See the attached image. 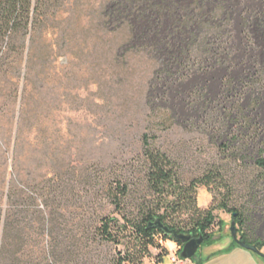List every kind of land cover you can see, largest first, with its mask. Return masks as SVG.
<instances>
[{
    "label": "rangeland",
    "instance_id": "obj_1",
    "mask_svg": "<svg viewBox=\"0 0 264 264\" xmlns=\"http://www.w3.org/2000/svg\"><path fill=\"white\" fill-rule=\"evenodd\" d=\"M103 2L60 1L33 32L29 54H12L6 71L0 72V206H5V192L14 185L17 215L22 200L33 199L28 231L37 239L47 235L48 248L61 251L60 264H115L123 244L94 238L93 230L101 217L122 222L110 198L115 183L128 185L123 205L130 217L141 204L151 203L140 141L150 132L156 135L152 143L176 161L185 181L213 164L222 165L235 182L228 183L233 189L230 204L247 209L251 237H264V183H249L250 167L240 172L232 163L225 165L218 148L223 134L210 133L209 124L204 128L199 117L204 107L222 109L227 71L218 68L153 83L144 54L115 56L118 43L97 25ZM237 33L236 42L241 38ZM258 111L264 117L262 103ZM226 190L215 184L195 190L196 205L203 211L213 208L215 222L220 219L222 225L216 231L215 224L218 240L200 245L189 259L193 262L224 257L231 246V214L214 208ZM41 214L48 219L45 229L37 224ZM161 245L167 253L160 261V250L149 247L141 264L188 261L178 254L175 241Z\"/></svg>",
    "mask_w": 264,
    "mask_h": 264
},
{
    "label": "trees",
    "instance_id": "obj_2",
    "mask_svg": "<svg viewBox=\"0 0 264 264\" xmlns=\"http://www.w3.org/2000/svg\"><path fill=\"white\" fill-rule=\"evenodd\" d=\"M60 1L0 0V72L6 71L12 54H29L27 43L33 32ZM97 25L118 43L116 57L126 58L128 53L147 57L153 83L224 68L226 105L218 112L212 111V106L204 107L201 125L209 124L210 133L223 134L218 148L225 165L232 163L240 172L250 167L253 177L249 183H264V117L258 111L259 104L264 105V0H105ZM236 33L241 35L237 42ZM155 138L150 132L140 138L151 203L147 207L141 204L138 213L130 217L123 205L128 185L115 183L110 198L122 222L113 216L101 217L93 230L94 238L123 244L115 264H141L149 247L160 250L161 260L167 253L161 242L172 237L150 226L156 220L177 233L201 236V246L214 244L218 238L213 227L216 224L220 231L222 222H215L213 208L203 211L196 205L195 190L201 184L227 189L214 208L231 214L241 241L263 248L264 237H251L247 209L230 204L233 189L228 183L235 182L223 166L213 164L202 175L185 181L176 161L152 143ZM15 193L14 185H9L5 206H0V264H60L61 251L48 248L47 235L37 239L28 231V207L33 199L24 198L17 215ZM37 221L42 229L48 224L45 214L38 215ZM176 243L180 255L183 243ZM235 245L231 240V246Z\"/></svg>",
    "mask_w": 264,
    "mask_h": 264
},
{
    "label": "water",
    "instance_id": "obj_3",
    "mask_svg": "<svg viewBox=\"0 0 264 264\" xmlns=\"http://www.w3.org/2000/svg\"><path fill=\"white\" fill-rule=\"evenodd\" d=\"M150 226H157L158 228L162 229L165 233L169 234L172 237L173 241H180L183 243L180 252V257L182 259H190L192 256H194L203 241V238L201 236L193 237L191 236V234L177 233L175 230L169 229L167 226L163 225L158 220L151 223ZM230 235L237 246L256 254L264 260V252L261 251V249H258L255 245L245 243L237 237V231L235 228L234 221H231L230 224Z\"/></svg>",
    "mask_w": 264,
    "mask_h": 264
},
{
    "label": "crops",
    "instance_id": "obj_4",
    "mask_svg": "<svg viewBox=\"0 0 264 264\" xmlns=\"http://www.w3.org/2000/svg\"><path fill=\"white\" fill-rule=\"evenodd\" d=\"M226 250L227 253H225L226 255H224V257L226 258L225 261H222L221 259L224 257L214 256L212 259H208L204 264H264L263 259H261L259 256L255 254L252 255L253 253H251L250 251H246V252H250L251 254L243 253L242 251H238V249L235 246H229L228 248H226ZM233 256H235L238 260H231ZM228 259H230L231 261H227ZM183 264H199V263L193 262L188 259V261Z\"/></svg>",
    "mask_w": 264,
    "mask_h": 264
},
{
    "label": "built area",
    "instance_id": "obj_5",
    "mask_svg": "<svg viewBox=\"0 0 264 264\" xmlns=\"http://www.w3.org/2000/svg\"><path fill=\"white\" fill-rule=\"evenodd\" d=\"M174 260V259H173Z\"/></svg>",
    "mask_w": 264,
    "mask_h": 264
}]
</instances>
